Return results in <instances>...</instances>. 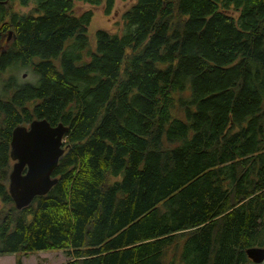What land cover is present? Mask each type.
I'll return each instance as SVG.
<instances>
[{
  "label": "trees",
  "instance_id": "obj_1",
  "mask_svg": "<svg viewBox=\"0 0 264 264\" xmlns=\"http://www.w3.org/2000/svg\"><path fill=\"white\" fill-rule=\"evenodd\" d=\"M77 1L104 14L115 2L0 0V72L35 75L0 94V255L252 264L245 249L264 247V0H134L119 31L92 42ZM34 118L65 125V148L56 182L16 209L9 141Z\"/></svg>",
  "mask_w": 264,
  "mask_h": 264
},
{
  "label": "water",
  "instance_id": "obj_2",
  "mask_svg": "<svg viewBox=\"0 0 264 264\" xmlns=\"http://www.w3.org/2000/svg\"><path fill=\"white\" fill-rule=\"evenodd\" d=\"M66 131L61 122L51 125L45 118H34L12 129L7 190L16 209L28 205L34 196L45 194L56 182L51 172L64 152ZM245 254L253 263H259L264 260V247H247Z\"/></svg>",
  "mask_w": 264,
  "mask_h": 264
},
{
  "label": "rangeland",
  "instance_id": "obj_3",
  "mask_svg": "<svg viewBox=\"0 0 264 264\" xmlns=\"http://www.w3.org/2000/svg\"><path fill=\"white\" fill-rule=\"evenodd\" d=\"M133 1L134 0H115L114 6L109 14H104L102 4L95 6L77 1L75 3V11L77 13L87 9L92 12V18L88 26L90 42H92V33L95 29H105L110 32L119 31L121 27V13ZM12 6L19 11H25L27 9L17 5L15 2L12 3ZM34 80L35 75L29 67H7L0 72V94L3 92V88L8 92L14 84L17 85ZM16 258L19 259L20 264H62L69 259L65 251L61 249H49L32 251L27 255L21 253L3 254L0 255V264H14ZM252 264H264V260Z\"/></svg>",
  "mask_w": 264,
  "mask_h": 264
},
{
  "label": "flooded vegetation",
  "instance_id": "obj_4",
  "mask_svg": "<svg viewBox=\"0 0 264 264\" xmlns=\"http://www.w3.org/2000/svg\"><path fill=\"white\" fill-rule=\"evenodd\" d=\"M6 40H5V37L2 35L1 37H0V42H2V43H4Z\"/></svg>",
  "mask_w": 264,
  "mask_h": 264
},
{
  "label": "crops",
  "instance_id": "obj_5",
  "mask_svg": "<svg viewBox=\"0 0 264 264\" xmlns=\"http://www.w3.org/2000/svg\"><path fill=\"white\" fill-rule=\"evenodd\" d=\"M64 263V262H63Z\"/></svg>",
  "mask_w": 264,
  "mask_h": 264
}]
</instances>
